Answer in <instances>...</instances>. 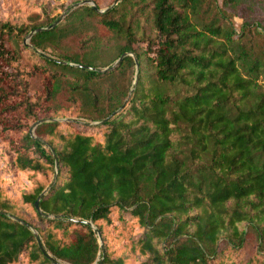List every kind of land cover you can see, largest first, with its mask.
Returning <instances> with one entry per match:
<instances>
[{"label":"trees","instance_id":"trees-1","mask_svg":"<svg viewBox=\"0 0 264 264\" xmlns=\"http://www.w3.org/2000/svg\"><path fill=\"white\" fill-rule=\"evenodd\" d=\"M59 10L0 0V264H264V0L78 4L27 43Z\"/></svg>","mask_w":264,"mask_h":264},{"label":"water","instance_id":"water-1","mask_svg":"<svg viewBox=\"0 0 264 264\" xmlns=\"http://www.w3.org/2000/svg\"><path fill=\"white\" fill-rule=\"evenodd\" d=\"M118 0L115 1V3L117 2ZM85 3H88V4H91L92 6H94L95 8H97L99 11H105L106 9H108L110 6L108 7H105V8H101L99 7L93 0H81V1H78V2H75L73 4H71L68 8H73L75 7L76 5L78 4H85ZM66 12L65 11L64 13H62L53 23L49 24V25H46V26H41V27H37L36 29L32 30L29 35H28V38H27V43H29V39L31 37V35L36 32V31H40V30H48V29H51L53 28L55 25H57L61 20L62 18L66 15ZM134 55V58L136 60V78H135V82H137V78H138V73H139V61H138V57L131 51H125L122 53V55L115 61V63L112 65V66H115L117 63H119L121 60H123V58L127 55ZM59 61H62V62H65L67 63L68 61L66 60H59ZM70 64H73V65H76V66H80V67H84V68H88V69H96V67L94 66H90V65H87V64H82V63H76V62H69ZM63 120H74L73 118H66V117H43V118H40L38 120H36L32 126H31V133L34 134V129L35 127L39 124V123H42V122H46V121H63ZM106 120V118L102 119V120H99V121H95L94 123H102ZM58 168V161L56 160V169ZM35 205H36V208L37 210L42 213V208L40 206V200L39 198L37 199V201L35 202ZM15 218H17L18 220H20L21 222L25 223L26 225H28L29 227H31L34 232L36 233V235L39 237L38 235V232L37 230L33 227V225L28 222L27 220L25 219H22L20 217H17V216H14ZM89 223L92 224V221L89 220L87 221ZM40 239V237H39ZM94 264H97V261L94 263Z\"/></svg>","mask_w":264,"mask_h":264},{"label":"rangeland","instance_id":"rangeland-1","mask_svg":"<svg viewBox=\"0 0 264 264\" xmlns=\"http://www.w3.org/2000/svg\"><path fill=\"white\" fill-rule=\"evenodd\" d=\"M46 2H48L49 0H45ZM52 1V3H57L58 4V6L60 7V10H59V12H61V14L62 13H64L65 11H66V9L71 5V4H73V3H75V2H78V1H81V0H51ZM94 1V0H93ZM115 1L116 0H114V1H112L110 4H113V3H115ZM109 4V5H110ZM61 5H64V9H63V7L61 6ZM109 5H104V6H102L101 8H105V7H108ZM66 8V9H65ZM60 14V15H61ZM59 15V16H60ZM65 17V16H64ZM64 17L62 18V20L64 19ZM61 20V21H62ZM60 21V22H61Z\"/></svg>","mask_w":264,"mask_h":264}]
</instances>
